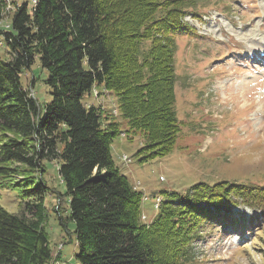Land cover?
Here are the masks:
<instances>
[{
	"label": "trees",
	"instance_id": "trees-1",
	"mask_svg": "<svg viewBox=\"0 0 264 264\" xmlns=\"http://www.w3.org/2000/svg\"><path fill=\"white\" fill-rule=\"evenodd\" d=\"M197 1L16 0L11 6L8 26L0 27L10 55L0 57V196L12 192L23 210L0 202V264L59 259L47 205L57 192L68 204L66 216L56 209L57 220L77 247L69 264H194V242L205 224L235 221L232 206L242 203L264 211V186L200 181L185 192H151L158 212L149 220L148 195L113 155L119 134L141 135L139 162L175 148L182 130L177 34L191 29L185 17ZM8 6L0 0V21ZM37 61L39 74L31 69ZM37 81L50 88L45 103ZM92 94L115 95L118 107L110 112L104 101L88 100ZM51 163L63 191L45 179Z\"/></svg>",
	"mask_w": 264,
	"mask_h": 264
},
{
	"label": "rangeland",
	"instance_id": "rangeland-1",
	"mask_svg": "<svg viewBox=\"0 0 264 264\" xmlns=\"http://www.w3.org/2000/svg\"><path fill=\"white\" fill-rule=\"evenodd\" d=\"M15 1L8 0V15L0 27L8 26ZM189 10L194 11L185 17L191 29L177 34L175 107L182 130L175 148L165 157L139 162L135 152L142 145L141 135L130 140L119 134L112 146L121 171L132 183L140 181L148 195L143 208L149 220L158 212L151 192H185L200 181L264 186V0H198ZM0 41V57L8 58L1 35ZM39 66L37 61L31 69L39 74ZM41 74L45 78L47 71ZM31 78L29 70L25 83ZM34 87L42 103L51 99L44 82ZM97 89L105 91L103 86ZM88 100L104 101L110 112L118 107L115 95L92 94ZM45 179L55 191H63L56 163L50 164ZM0 202L12 212L23 210L10 191H2ZM47 205L51 241L57 250L62 248L53 264H69L77 247L74 235L60 226L56 211L68 214L66 197L57 192L47 197ZM233 209L235 221L229 220L228 227L212 222L201 228L194 242V264H264V211L244 203ZM243 212L252 218L246 226L238 221Z\"/></svg>",
	"mask_w": 264,
	"mask_h": 264
},
{
	"label": "built area",
	"instance_id": "built-area-1",
	"mask_svg": "<svg viewBox=\"0 0 264 264\" xmlns=\"http://www.w3.org/2000/svg\"><path fill=\"white\" fill-rule=\"evenodd\" d=\"M126 156V155H125Z\"/></svg>",
	"mask_w": 264,
	"mask_h": 264
}]
</instances>
